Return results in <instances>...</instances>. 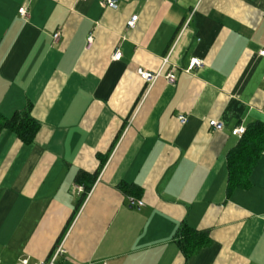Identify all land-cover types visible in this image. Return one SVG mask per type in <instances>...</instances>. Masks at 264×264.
<instances>
[{
    "label": "crops",
    "instance_id": "1",
    "mask_svg": "<svg viewBox=\"0 0 264 264\" xmlns=\"http://www.w3.org/2000/svg\"><path fill=\"white\" fill-rule=\"evenodd\" d=\"M262 49L264 0H0V113L39 122L29 143L0 131V264L60 242L62 264H264V151L227 189L232 130L264 122ZM184 224L210 238L189 258Z\"/></svg>",
    "mask_w": 264,
    "mask_h": 264
},
{
    "label": "trees",
    "instance_id": "2",
    "mask_svg": "<svg viewBox=\"0 0 264 264\" xmlns=\"http://www.w3.org/2000/svg\"><path fill=\"white\" fill-rule=\"evenodd\" d=\"M8 129L15 132L24 142H32L39 129V122L31 115V108L17 110L11 117H5L0 113V131ZM264 151V122L256 121L249 124L238 144L227 154L229 170L228 192L234 188H245L250 184V175ZM100 169L95 173H80L78 181L88 178L90 184L86 185V191L96 180ZM123 190L131 188L121 183ZM177 243L186 258L196 254L201 248L210 243L208 234L198 231L184 224L178 234Z\"/></svg>",
    "mask_w": 264,
    "mask_h": 264
},
{
    "label": "built area",
    "instance_id": "3",
    "mask_svg": "<svg viewBox=\"0 0 264 264\" xmlns=\"http://www.w3.org/2000/svg\"><path fill=\"white\" fill-rule=\"evenodd\" d=\"M105 4L108 7L111 8H117L118 7V0H105ZM20 14L22 16H28V11L26 7H21L19 9ZM138 15H132L131 18H129L127 20V27L130 29H134L136 27L137 21H138ZM191 17H189L186 21L187 25L190 21ZM59 33L55 34V37H58ZM93 42V35L91 34L88 37V47H90L92 45ZM260 55L264 57V49H262L260 52ZM122 57V52L121 50L118 48L116 49L115 53L113 54V59L115 60H120ZM169 61V57L164 58V63ZM204 61L198 57H195L191 60V63L189 65V67L186 69V71H191L193 68L195 67H201L203 66ZM138 74L140 75V77L142 79H144L147 83H149L150 85L152 83H154L159 77H160V72H153L150 70H146L143 68L138 69ZM166 79L168 80L169 83H175L176 81V73L174 71L169 72L166 75ZM179 119L182 123H185L187 121V116L185 115H180ZM209 126L213 129V130H222L224 128V123L222 121L216 120V119H210L209 120ZM246 132V128L244 126H238L235 129L232 130V133L234 135H238V136H243V134ZM79 190H83V187L80 186ZM128 202L132 205V206H136V207H143L145 206V202L142 199H137L133 196H129L128 197ZM64 253H66V249L64 246V243L60 242L53 250L52 254L50 255L49 258L45 259V260H41L38 261L37 263L34 264H62L60 261V258L64 255ZM22 264H31L29 263L28 259H24L22 261ZM99 264H108L107 261H102Z\"/></svg>",
    "mask_w": 264,
    "mask_h": 264
}]
</instances>
